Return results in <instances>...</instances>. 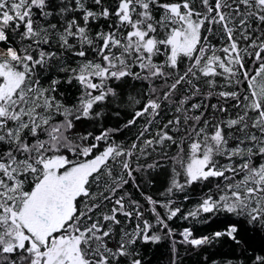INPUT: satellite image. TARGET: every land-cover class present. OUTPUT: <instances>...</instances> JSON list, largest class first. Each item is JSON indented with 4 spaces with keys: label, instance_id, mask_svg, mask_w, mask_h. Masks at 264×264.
<instances>
[{
    "label": "snow or ice",
    "instance_id": "1",
    "mask_svg": "<svg viewBox=\"0 0 264 264\" xmlns=\"http://www.w3.org/2000/svg\"><path fill=\"white\" fill-rule=\"evenodd\" d=\"M163 244L264 264V0H0V264Z\"/></svg>",
    "mask_w": 264,
    "mask_h": 264
},
{
    "label": "trees",
    "instance_id": "2",
    "mask_svg": "<svg viewBox=\"0 0 264 264\" xmlns=\"http://www.w3.org/2000/svg\"><path fill=\"white\" fill-rule=\"evenodd\" d=\"M74 91V90H72ZM69 95L71 93H68ZM166 177L161 176L155 186L148 189L150 192H158L163 190L164 182ZM201 194V188L195 187L194 190H189L190 199L183 204V207L190 208L199 198ZM183 194L178 195V199L182 200ZM178 225L182 226V222H177ZM201 231H204L205 226H200ZM259 243V241H257ZM141 254L144 256L146 264H171L170 248L167 244H163L159 247L152 245L148 248L147 252L141 249ZM181 264H198L200 256L196 252L187 251L185 249L180 250Z\"/></svg>",
    "mask_w": 264,
    "mask_h": 264
}]
</instances>
